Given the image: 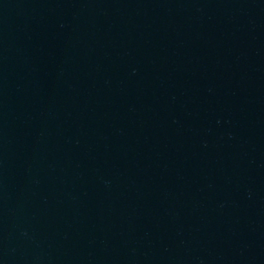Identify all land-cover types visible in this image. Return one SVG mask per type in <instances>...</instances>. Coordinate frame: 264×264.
<instances>
[{
  "label": "water",
  "instance_id": "water-1",
  "mask_svg": "<svg viewBox=\"0 0 264 264\" xmlns=\"http://www.w3.org/2000/svg\"><path fill=\"white\" fill-rule=\"evenodd\" d=\"M0 264H264V0H0Z\"/></svg>",
  "mask_w": 264,
  "mask_h": 264
}]
</instances>
